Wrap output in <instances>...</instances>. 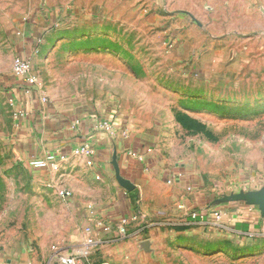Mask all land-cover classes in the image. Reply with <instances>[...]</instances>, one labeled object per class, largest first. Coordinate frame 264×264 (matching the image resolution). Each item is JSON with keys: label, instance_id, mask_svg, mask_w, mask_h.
<instances>
[{"label": "rangeland", "instance_id": "374dc122", "mask_svg": "<svg viewBox=\"0 0 264 264\" xmlns=\"http://www.w3.org/2000/svg\"><path fill=\"white\" fill-rule=\"evenodd\" d=\"M249 1L263 16L260 1ZM213 2L0 0V264H54V248L71 222L70 199L58 196L62 176L51 171L45 184L17 154L18 106L10 84L18 55L31 58L34 87L47 102L95 104L144 130L159 125L173 160L215 184L252 179L254 172L259 178L264 28L250 34L246 27L211 26L232 13L217 11ZM195 94L230 110L186 108L182 101ZM93 246L80 264L106 260ZM123 264H264V234L208 233L201 244L175 237Z\"/></svg>", "mask_w": 264, "mask_h": 264}, {"label": "crops", "instance_id": "0c3cea01", "mask_svg": "<svg viewBox=\"0 0 264 264\" xmlns=\"http://www.w3.org/2000/svg\"><path fill=\"white\" fill-rule=\"evenodd\" d=\"M258 1L264 12V0ZM210 6L232 12L220 21L211 20V26L246 27L250 34L255 28H264V14H254L255 2L216 0ZM13 77L10 91L18 106V156L27 169L45 176V184L54 171L62 176L61 188L71 191L70 232L55 250L74 251L92 238L104 261L123 264L138 257L140 251L146 255L158 252L175 237L201 244L208 233L213 238L225 233L231 238L264 234V215L257 205L222 200L226 195L264 188V168L257 180L254 172L252 179L215 184L207 175L173 160L166 150V132L159 125L144 130L124 114L95 104L52 98L45 102L39 89L32 87L26 92L24 81ZM81 147L89 152L75 154ZM47 153L67 160L56 170L29 167L30 158ZM202 208L209 210L203 219L190 216ZM213 210L222 211L220 221L213 219ZM124 219L128 220L127 235L122 237L118 228Z\"/></svg>", "mask_w": 264, "mask_h": 264}, {"label": "built area", "instance_id": "2783aa9c", "mask_svg": "<svg viewBox=\"0 0 264 264\" xmlns=\"http://www.w3.org/2000/svg\"><path fill=\"white\" fill-rule=\"evenodd\" d=\"M13 75L16 78L22 79L25 84L26 92L29 91V88L37 85V74L34 68V64L29 56L18 55L13 60ZM41 94V93H40ZM43 101H47V98L43 95ZM89 149L86 147L77 148L74 153L82 154L88 153ZM67 157L58 156L54 153H47L44 156L32 157L28 160V165L32 169L41 170V169H49L56 170L60 167L61 163L66 161ZM58 196L62 199L68 198L71 196V191L66 188L58 189ZM208 208H202L199 210H194L190 213V216L193 219H203L205 215L208 213ZM212 217L215 221H220L223 217L222 211L213 210ZM127 225L128 220L124 219L122 224L118 228V233L120 236L124 237L127 235ZM104 227V226H103ZM108 230L107 227L104 228ZM96 243L92 238H88L86 242L78 249L70 252H59L57 251L55 255L54 264H80V258L89 254L90 248ZM27 264H34L29 261ZM98 264H111L109 261H102Z\"/></svg>", "mask_w": 264, "mask_h": 264}, {"label": "trees", "instance_id": "16d2710c", "mask_svg": "<svg viewBox=\"0 0 264 264\" xmlns=\"http://www.w3.org/2000/svg\"><path fill=\"white\" fill-rule=\"evenodd\" d=\"M191 92V91H190ZM188 93V92H187ZM191 99V100H190ZM183 105L186 103V108L192 109L194 111H201V110H211L214 112L226 111L229 112V107L225 104L215 100H207V98L203 97L201 94L192 95L191 98L185 99L182 101ZM178 118V117H177ZM182 124V120H179Z\"/></svg>", "mask_w": 264, "mask_h": 264}, {"label": "water", "instance_id": "95a60500", "mask_svg": "<svg viewBox=\"0 0 264 264\" xmlns=\"http://www.w3.org/2000/svg\"><path fill=\"white\" fill-rule=\"evenodd\" d=\"M223 201L228 200H243L249 204L257 205L264 215V188L260 190L240 191L222 198Z\"/></svg>", "mask_w": 264, "mask_h": 264}]
</instances>
